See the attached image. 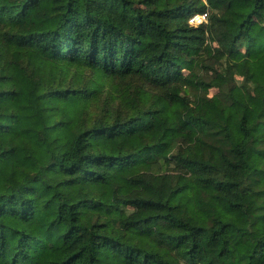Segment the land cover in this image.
<instances>
[{
  "label": "trees",
  "instance_id": "16d2710c",
  "mask_svg": "<svg viewBox=\"0 0 264 264\" xmlns=\"http://www.w3.org/2000/svg\"><path fill=\"white\" fill-rule=\"evenodd\" d=\"M0 264H264V0H0Z\"/></svg>",
  "mask_w": 264,
  "mask_h": 264
},
{
  "label": "built area",
  "instance_id": "2783aa9c",
  "mask_svg": "<svg viewBox=\"0 0 264 264\" xmlns=\"http://www.w3.org/2000/svg\"><path fill=\"white\" fill-rule=\"evenodd\" d=\"M204 1L207 3V0ZM208 21H209L208 11L195 13L189 18L190 24L196 26L205 25L208 23Z\"/></svg>",
  "mask_w": 264,
  "mask_h": 264
},
{
  "label": "rangeland",
  "instance_id": "374dc122",
  "mask_svg": "<svg viewBox=\"0 0 264 264\" xmlns=\"http://www.w3.org/2000/svg\"><path fill=\"white\" fill-rule=\"evenodd\" d=\"M208 44H209V47L210 48H212L213 47V44H212V42L209 40L208 41ZM211 62V61H210ZM212 63V62H211ZM210 64V63H209ZM216 92V90H211L210 91V94L212 95V94H214ZM194 145V142L193 143H190V144H188V146H190V147H192ZM180 165H181V163L183 162V159H181V158H178V157H176V159H175Z\"/></svg>",
  "mask_w": 264,
  "mask_h": 264
}]
</instances>
